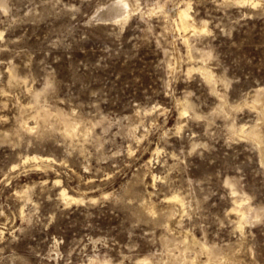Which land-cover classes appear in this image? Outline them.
<instances>
[{
	"label": "rangeland",
	"instance_id": "rangeland-1",
	"mask_svg": "<svg viewBox=\"0 0 264 264\" xmlns=\"http://www.w3.org/2000/svg\"><path fill=\"white\" fill-rule=\"evenodd\" d=\"M117 1L0 0V264H264V0Z\"/></svg>",
	"mask_w": 264,
	"mask_h": 264
},
{
	"label": "bare ground",
	"instance_id": "bare-ground-1",
	"mask_svg": "<svg viewBox=\"0 0 264 264\" xmlns=\"http://www.w3.org/2000/svg\"><path fill=\"white\" fill-rule=\"evenodd\" d=\"M227 1H229V2H231V3H235V4H238V5H252V6H257L260 2H259V0H227ZM225 2V1H224ZM188 6H186L185 8H183L182 10H180V17H181V24L184 26L183 28H188L189 27V25H191V23H190V20H189V18H190V12H189V8H190V3L189 4H187ZM113 8H118V9H122V8H129V1L128 0H118L117 2H116V4H115V6L113 7ZM140 8V7H139ZM181 26V25H180ZM192 27V26H191ZM197 31V30H196ZM206 67V66H205ZM14 68V67H13ZM204 68V67H203ZM207 72V71H206ZM212 72V71H211ZM14 74V73H13ZM212 74V73H211ZM17 75V74H16ZM206 75V74H205ZM20 76V75H19ZM213 76V75H212ZM210 74H208V77L207 78H209V77H212ZM15 77V76H14ZM22 80V79H21ZM211 80H213V79H211ZM11 81V80H10ZM51 83V82H50ZM30 87V86H29ZM45 89V88H44ZM257 90H259V88L257 89ZM262 90V89H261ZM44 92V91H43ZM256 92V91H255ZM254 92V93H255ZM33 93V92H32ZM34 95V94H33ZM39 95V94H38ZM37 95H35V97H36ZM35 97H33V98H35ZM41 97V96H40ZM40 100V99H39ZM46 100V99H45ZM33 102V101H32ZM45 102V101H44ZM35 103V102H34ZM33 103V104H34ZM36 104V103H35ZM39 104V103H38ZM251 104H253L259 111H260V114H261V116H263L264 117V91L262 90V91H257L256 92V95H255V98H254V101H253V103H251ZM39 105H41V104H39ZM252 105V106H253ZM34 108H36V107H34ZM38 110V109H37ZM52 111V110H51ZM22 112V111H21ZM31 112V111H30ZM62 113V112H61ZM33 114V113H32ZM37 114V113H36ZM41 115H48V111L47 110H43V111H41ZM40 115V116H41ZM69 116V115H68ZM59 117H61L66 123V125H65V127L67 126V125H69V126H71L72 127V129H73V131H76V133H77V131L79 130V126L77 125L78 124V121L77 120H75V121H73V119L71 120L69 117H62V116H59ZM71 117V116H70ZM45 118V117H44ZM48 118V117H47ZM46 118V119H47ZM50 118V117H49ZM73 118V117H72ZM40 119V118H39ZM53 119H55V118H53ZM57 119V118H56ZM59 119V118H58ZM62 120V121H63ZM55 121V120H54ZM61 121V120H60ZM77 121V122H76ZM37 122H39V121H37ZM59 122V121H58ZM21 123V122H20ZM42 123V122H41ZM62 123H64V122H62ZM61 123V124H62ZM75 123H77V124H75ZM22 124V123H21ZM80 124V123H79ZM84 124H86V123H84ZM32 125V124H31ZM28 122H25L24 124H23V127H25V129H27V130H32L33 129V127L31 126ZM57 125H60V124H57ZM235 125V124H234ZM39 126V125H38ZM61 126V125H60ZM251 126V125H250ZM22 127V128H23ZM80 127H81V125H80ZM38 128V127H37ZM36 128V129H37ZM67 128V127H66ZM69 128V127H68ZM238 128V127H237ZM240 128V127H239ZM21 129V128H20ZM72 129H70V130H72ZM236 129V128H235ZM81 130V129H80ZM90 130H91V128H90ZM244 130V132H246V133H249L250 135H252L253 137H254V139L256 140V142H259V143H262V137H261V135H260V132L258 131V129L256 128V127H248V128H245V129H243ZM67 131V130H66ZM80 132V131H79ZM85 132V131H84ZM67 133V135H70V133L68 134V131L66 132ZM72 133V132H71ZM88 134V133H87ZM74 135V134H73ZM78 136V135H77ZM71 138V137H70ZM86 138V137H85ZM264 143V142H263ZM258 144V143H257ZM38 158H41V161H40V163H37V164H44L47 160H50V158H49V156H39V155H28L27 157H26V160L28 159H37L38 160ZM25 162V161H24ZM27 193V192H26ZM28 194V193H27ZM62 195L66 198V199H68V200H72V199H76L74 196H72L71 195V193L69 194V193H67V191L66 190H63V192H62ZM26 198V197H25ZM171 198H174V199H178V200H180L181 199V197L177 194V195H174V196H171ZM80 198H78V200H79ZM67 200V201H68ZM70 200V201H71ZM74 201V200H73ZM175 201V200H174ZM69 202V201H68ZM72 202V201H71ZM150 205V204H149ZM152 208V207H151ZM151 208H147V210L149 211V212H153L154 210L153 209H151ZM242 208V207H241ZM241 208H239L238 207V209H239V211L240 210H243V209H241ZM245 209V208H244ZM251 209V208H250ZM249 209V210H250ZM173 211V210H172ZM252 211V210H251ZM250 211V212H251ZM244 212V211H243ZM257 213V212H256ZM243 215V214H242ZM142 216V215H141ZM189 238V237H188ZM193 241V240H192ZM205 248V247H204ZM203 248V249H204ZM207 248V247H206ZM209 249V248H208ZM207 251V250H206ZM187 252V251H186ZM211 251H209V253H210ZM208 253V254H209ZM213 253V252H212ZM211 257V256H210ZM226 257V256H225ZM224 257V258H225ZM214 258V257H213ZM207 260V259H206ZM218 260V259H217ZM224 261V260H223ZM186 262V261H185ZM193 262V261H192ZM187 264H188V262H186ZM103 264V263H102ZM142 264H143V262H142ZM222 264V263H221Z\"/></svg>",
	"mask_w": 264,
	"mask_h": 264
}]
</instances>
